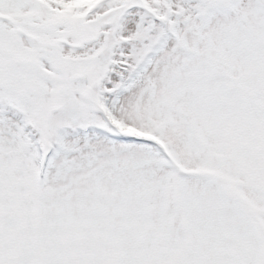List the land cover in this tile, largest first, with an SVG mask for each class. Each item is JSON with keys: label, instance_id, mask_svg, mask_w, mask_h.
<instances>
[{"label": "snow or ice", "instance_id": "1", "mask_svg": "<svg viewBox=\"0 0 264 264\" xmlns=\"http://www.w3.org/2000/svg\"><path fill=\"white\" fill-rule=\"evenodd\" d=\"M0 264H264V0H0Z\"/></svg>", "mask_w": 264, "mask_h": 264}]
</instances>
